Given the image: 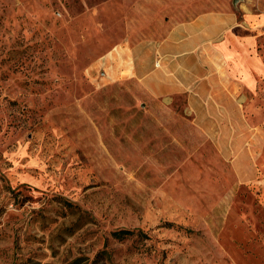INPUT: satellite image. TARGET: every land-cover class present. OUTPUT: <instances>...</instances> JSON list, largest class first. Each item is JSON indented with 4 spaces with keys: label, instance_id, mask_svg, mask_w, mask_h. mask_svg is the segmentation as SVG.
Masks as SVG:
<instances>
[{
    "label": "rangeland",
    "instance_id": "1",
    "mask_svg": "<svg viewBox=\"0 0 264 264\" xmlns=\"http://www.w3.org/2000/svg\"><path fill=\"white\" fill-rule=\"evenodd\" d=\"M168 7L256 20L230 112L106 63L160 69L139 0H0V264H264V0Z\"/></svg>",
    "mask_w": 264,
    "mask_h": 264
},
{
    "label": "crops",
    "instance_id": "2",
    "mask_svg": "<svg viewBox=\"0 0 264 264\" xmlns=\"http://www.w3.org/2000/svg\"><path fill=\"white\" fill-rule=\"evenodd\" d=\"M141 2V50L151 49V54L159 60L160 69L137 71L136 61L131 54L133 47L127 45L117 56L105 57L107 64L111 59L117 65L125 64L131 58V73L141 81L154 77L155 93L158 96L185 95L190 102V110H208L212 102L219 106V112L228 113L233 105L235 91L243 85L240 77L251 75L252 66L259 63L255 52L257 33L255 24L241 22L233 13L202 12L190 17L189 9L168 7L163 20L157 17L149 2L159 0H139ZM167 12L170 15L167 16ZM153 13V15H151ZM185 13L179 20L177 14ZM153 26L146 29V25ZM128 43V42H127ZM129 69V68H128ZM232 79V81H231ZM241 80L242 82H239ZM249 83V81H248ZM249 85V84H248ZM243 87V86H242ZM165 91H156V90ZM157 92V93H156ZM199 99H197V98ZM201 108V109H200ZM202 128L204 126H201Z\"/></svg>",
    "mask_w": 264,
    "mask_h": 264
},
{
    "label": "trees",
    "instance_id": "3",
    "mask_svg": "<svg viewBox=\"0 0 264 264\" xmlns=\"http://www.w3.org/2000/svg\"><path fill=\"white\" fill-rule=\"evenodd\" d=\"M133 234H134V232H132V231H119V232H114V236L116 238H118L119 240H123L127 236H131ZM100 255L101 254H99L97 256L100 257ZM79 261H80L79 259H76V260H74L73 262H71L69 264H79ZM20 264H40V263H35V262H33V261H31V260L28 259V260L22 261Z\"/></svg>",
    "mask_w": 264,
    "mask_h": 264
}]
</instances>
